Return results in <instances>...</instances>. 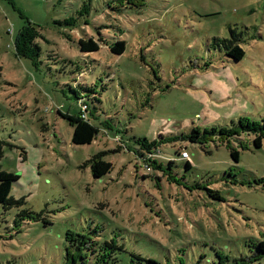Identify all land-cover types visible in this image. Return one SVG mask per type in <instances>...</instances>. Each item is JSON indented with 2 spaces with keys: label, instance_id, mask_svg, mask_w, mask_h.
Listing matches in <instances>:
<instances>
[{
  "label": "rangeland",
  "instance_id": "rangeland-1",
  "mask_svg": "<svg viewBox=\"0 0 264 264\" xmlns=\"http://www.w3.org/2000/svg\"><path fill=\"white\" fill-rule=\"evenodd\" d=\"M85 2L0 0V170L20 177L11 195L23 201L9 210L0 204V264H66L69 230L115 239L123 248L116 264H130L132 255L164 264H264V255L254 260L264 242V135L257 148L252 130L264 126V0H147L120 10L112 0H91L80 15ZM28 22L40 31V65L15 54ZM231 31L246 52L240 62L218 43ZM81 38L101 49L80 51ZM121 40L125 53H112ZM77 87H94L86 93L89 116L111 128L89 145L72 142L74 127L62 116L79 115ZM239 122L251 131L219 136ZM214 129L204 144L167 141ZM162 137L163 167L148 170L135 141ZM97 155L113 164L100 179L88 163ZM22 211L39 220L16 225ZM86 264L113 261L89 254Z\"/></svg>",
  "mask_w": 264,
  "mask_h": 264
},
{
  "label": "trees",
  "instance_id": "trees-1",
  "mask_svg": "<svg viewBox=\"0 0 264 264\" xmlns=\"http://www.w3.org/2000/svg\"><path fill=\"white\" fill-rule=\"evenodd\" d=\"M90 1L88 3H84L80 10V15L89 14L90 11ZM147 0H112L113 4L109 3L111 9L120 10L126 7H143ZM114 5V6H112ZM76 20L69 19L65 22L68 24H74ZM40 37L39 29L33 25L31 22H28L26 26H24L20 32L17 34L14 41V48L16 56L20 58H28L31 59L35 65H40V56H41V48L37 43V39ZM241 38L231 31V37L229 39L219 40V45H223L225 47V54L228 58L233 59L235 62H240L246 56L245 50L240 46L239 42H241ZM79 49L85 53H93L97 52L101 49V44L98 41H95L93 38L84 39L81 38L78 42ZM110 51L117 55H123L126 51V43L125 41H116L114 44L110 46ZM82 76V73L79 74V77ZM85 89V92L79 90V88H75V98L77 100V104L80 108L79 115L73 116L70 114H63L62 116L67 119L70 124L74 127L72 142L75 145H89L92 144L99 134L102 132L103 134L108 135V129H111L109 124H105L103 128L98 127L90 118V105H89V96L86 93L95 94L96 91L94 87H81ZM98 99V98H97ZM248 127H251L249 124L244 125V123L239 122V124H233L231 129H221L220 133L218 130L214 129L210 132H199L195 130V134L184 135L182 137L168 138L167 141H176V140H190L194 143L204 144L203 140L206 136L213 135L216 136L219 133V136L237 134L238 132H242L244 130H249ZM253 132L258 133L254 143L257 148H261L263 146L261 142V137L264 135V126L257 124L252 128ZM109 136V135H108ZM112 138L118 142L123 144V139L118 134L111 135ZM166 141L163 137L160 141H149L146 138L136 140V144H138V148L135 149V157L137 158L139 164H144L147 168L152 171V167H157L161 169L163 167V162L160 160L162 158V152L160 150V145L162 142ZM121 147V146H119ZM127 148V147H126ZM186 151L179 152L180 158L186 161V169L190 170L192 168L191 158L185 159L183 157V153ZM189 155V154H188ZM230 155L232 159L236 162L239 161V152L236 150L230 151ZM3 156V150L0 147V157ZM88 163L91 165V170L93 176L97 179H100L107 174L111 173L113 169V164L105 161L101 155L93 156ZM171 164L173 162H170ZM20 177L16 174L9 173L3 170H0V204L5 207L6 210L12 209L14 207H20L23 204L22 200H16L12 195L13 184L17 182ZM259 182L264 184V178ZM195 188L197 189H205L209 194H212V197L220 200L221 195L219 192H215L210 190L209 188L203 187L201 185H197ZM26 218L29 220L38 221L39 215H35L31 212L22 211L21 215H18L16 218V225H20L21 222L25 221ZM96 233V232H95ZM84 240H89L87 242L86 247H84ZM66 254L65 260L66 264H77L82 262L83 264L87 263L89 258V254L95 255L99 262H107L108 260H112L113 264L118 262L117 258L114 256V253L120 250H123L121 246L117 245L115 239L106 240V241H96L95 237L92 236V232L88 233H79L72 230H69L66 234ZM91 244V247L88 244ZM87 245L89 247H87ZM83 251V253H82ZM259 251L257 253L256 258L254 260H261L264 255V242L259 244ZM83 254V256L81 255ZM137 260V262H135ZM130 264H164L155 259L146 260L138 255H132V261ZM170 264V263H167Z\"/></svg>",
  "mask_w": 264,
  "mask_h": 264
},
{
  "label": "built area",
  "instance_id": "built-area-1",
  "mask_svg": "<svg viewBox=\"0 0 264 264\" xmlns=\"http://www.w3.org/2000/svg\"><path fill=\"white\" fill-rule=\"evenodd\" d=\"M182 155H183V157H184L185 159H189V155H188L187 152H184ZM148 170H150V169L148 168Z\"/></svg>",
  "mask_w": 264,
  "mask_h": 264
}]
</instances>
